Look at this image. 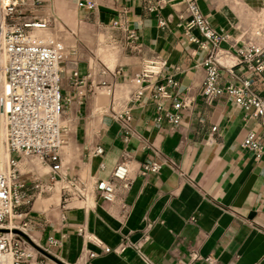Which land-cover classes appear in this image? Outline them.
Here are the masks:
<instances>
[{
  "label": "crops",
  "instance_id": "0c3cea01",
  "mask_svg": "<svg viewBox=\"0 0 264 264\" xmlns=\"http://www.w3.org/2000/svg\"><path fill=\"white\" fill-rule=\"evenodd\" d=\"M78 1L51 0L37 10L48 22L34 32L74 53L60 81L67 129L57 180L60 200L49 197L20 208L23 219L39 215L29 218L26 235L64 264H85L88 249L100 254L93 264H209L206 257L212 264H264V160L242 146L251 132L264 141L262 120L245 116L227 94L213 100L203 95L209 52L190 39L199 35L187 29L186 3L92 0L89 8ZM197 2L227 35L220 44L228 51L222 60L234 65L236 77L221 67V83L238 82L247 73L235 64L237 49L246 40L264 45V0ZM148 62L157 63L159 72L133 100L135 75ZM74 72L82 84L73 83ZM168 78L177 85L168 88L170 96L159 97L157 87ZM176 101L184 103L180 122L158 119L156 106L174 110ZM96 146L103 147L101 155L91 154ZM156 158L163 162L160 170L142 175L141 164ZM18 161L28 197L33 189L43 190L40 183L49 182L51 164L41 160L49 171L40 178L35 167ZM120 161L129 165L131 185L117 183L114 199L105 200L95 183L109 179ZM64 186L71 190L67 197ZM82 186L85 197L74 194ZM81 226L112 251L102 253L83 238ZM50 236L59 245L49 246ZM192 252L200 258L192 261Z\"/></svg>",
  "mask_w": 264,
  "mask_h": 264
},
{
  "label": "built area",
  "instance_id": "2783aa9c",
  "mask_svg": "<svg viewBox=\"0 0 264 264\" xmlns=\"http://www.w3.org/2000/svg\"><path fill=\"white\" fill-rule=\"evenodd\" d=\"M51 0H0V264H47L39 260L37 254L30 250V242L24 238L23 232L27 222L23 221L20 208L28 201L27 183L23 179L19 161L16 155H35L51 164L50 177H61L60 151L66 141L67 129L62 115L65 99L60 90L62 74L67 70L69 55L63 42L49 37L43 39L36 34L35 29L44 28L47 19L39 17L37 10ZM190 15L186 26L188 31L197 30L199 37L190 35V39L197 41L209 54L204 60L206 77L203 83V95L213 100L222 94L233 98L236 106L240 107L247 117H260L264 131V45L246 40L237 49L235 64L245 67L246 76L238 82L221 83L220 68L229 69L236 77L232 68L223 62L228 51L220 46L227 35L220 33L210 20L202 13L197 0H183ZM80 6L92 8V0H79ZM159 72L158 64L148 62L141 72L135 75L137 90L133 100L140 99L145 91V82L152 75ZM73 83L82 84L84 79L77 80V73H73ZM177 82L168 78L166 83L157 87L159 97L170 96L169 87ZM174 110H166L162 104L156 109L158 119H165L172 124L180 122L179 110L184 103L176 101ZM124 129L129 130L130 115L125 113ZM213 131L217 127L212 128ZM242 146L251 151L258 159L264 160V141L255 133H249L242 141ZM103 147L96 146L91 154L101 155ZM163 162L158 158L145 161L140 166V173L147 175L160 170ZM68 186H74V181L67 180ZM117 183L128 189L131 185L129 165L120 161L111 172L109 179L96 181L95 188L105 200H113ZM64 186L67 196L71 190ZM75 195L85 197L86 187L76 188ZM20 231V232H19ZM79 233L88 241L95 243L102 253L112 251L110 246L104 245L86 227L81 226ZM149 235L146 233L139 247H143ZM49 246L59 245L55 237H48ZM42 248L41 253L51 264H59L47 255ZM100 254L88 249L85 253L86 263L93 264V260ZM200 256L191 253V260ZM213 263L210 257L204 259ZM186 264V263H183Z\"/></svg>",
  "mask_w": 264,
  "mask_h": 264
},
{
  "label": "rangeland",
  "instance_id": "374dc122",
  "mask_svg": "<svg viewBox=\"0 0 264 264\" xmlns=\"http://www.w3.org/2000/svg\"><path fill=\"white\" fill-rule=\"evenodd\" d=\"M40 35V34H38ZM43 39H48L49 36L47 34L44 35H40ZM53 38V37H52ZM17 159L21 160L24 163H28L30 164L29 166H33L35 167V171L37 172V175L41 178L43 176H47L48 174V167L41 161V159L35 155H24L22 153L17 154ZM49 182H43L40 184H44L43 185V190H36L33 189L32 192L30 193V197H28V201L23 205V207H29L31 208L32 206L35 205V203L37 204V202H40L41 200H44L46 198L52 197V201H59L60 200V195H59V187L62 185V183L57 182L58 177L56 179H52L49 175L48 177ZM50 181H52V183H50ZM57 182V184L55 185L54 183ZM55 187V188H54ZM23 212V211H22ZM32 217L34 218H39V215H35V214H31ZM31 215L26 216L23 221L27 222V224L29 223V218L31 217ZM21 227H24L23 232L26 233V229H27V225L23 226L22 224H19ZM24 238H26V240H28L30 242V250H32L34 253L37 254V257L39 260H44L46 263L49 262L48 259L44 258L42 253H41V249L42 247L36 243L33 239H31L30 237H28L26 234H23Z\"/></svg>",
  "mask_w": 264,
  "mask_h": 264
},
{
  "label": "water",
  "instance_id": "95a60500",
  "mask_svg": "<svg viewBox=\"0 0 264 264\" xmlns=\"http://www.w3.org/2000/svg\"><path fill=\"white\" fill-rule=\"evenodd\" d=\"M20 232V231H19ZM59 264H64V263H61V262H58Z\"/></svg>",
  "mask_w": 264,
  "mask_h": 264
}]
</instances>
